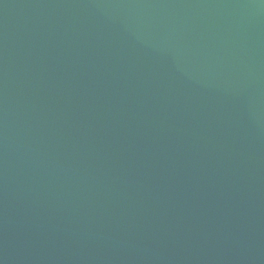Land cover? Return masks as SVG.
I'll list each match as a JSON object with an SVG mask.
<instances>
[{
	"label": "water",
	"instance_id": "obj_1",
	"mask_svg": "<svg viewBox=\"0 0 264 264\" xmlns=\"http://www.w3.org/2000/svg\"><path fill=\"white\" fill-rule=\"evenodd\" d=\"M0 264H264V0H0Z\"/></svg>",
	"mask_w": 264,
	"mask_h": 264
}]
</instances>
